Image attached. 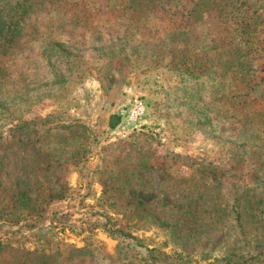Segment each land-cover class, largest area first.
<instances>
[{
    "label": "rangeland",
    "instance_id": "rangeland-1",
    "mask_svg": "<svg viewBox=\"0 0 264 264\" xmlns=\"http://www.w3.org/2000/svg\"><path fill=\"white\" fill-rule=\"evenodd\" d=\"M0 264H264V0H0Z\"/></svg>",
    "mask_w": 264,
    "mask_h": 264
},
{
    "label": "built area",
    "instance_id": "built-area-1",
    "mask_svg": "<svg viewBox=\"0 0 264 264\" xmlns=\"http://www.w3.org/2000/svg\"><path fill=\"white\" fill-rule=\"evenodd\" d=\"M145 110H146V106L144 104V101L141 100L140 98H136L128 114V120L130 122L138 121L140 116L144 114Z\"/></svg>",
    "mask_w": 264,
    "mask_h": 264
},
{
    "label": "trees",
    "instance_id": "trees-1",
    "mask_svg": "<svg viewBox=\"0 0 264 264\" xmlns=\"http://www.w3.org/2000/svg\"><path fill=\"white\" fill-rule=\"evenodd\" d=\"M17 198H18V201H21L22 204H24V205L28 204L29 198L25 193H23V192L19 193ZM19 218L21 219V215L17 216L15 219L19 220ZM19 221H21V220H19Z\"/></svg>",
    "mask_w": 264,
    "mask_h": 264
}]
</instances>
